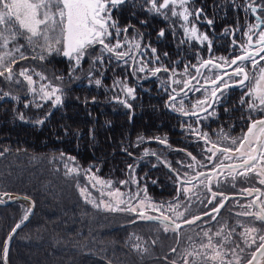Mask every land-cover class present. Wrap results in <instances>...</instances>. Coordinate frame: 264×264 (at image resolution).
Returning <instances> with one entry per match:
<instances>
[{"label": "snow or ice", "instance_id": "6c2138e0", "mask_svg": "<svg viewBox=\"0 0 264 264\" xmlns=\"http://www.w3.org/2000/svg\"><path fill=\"white\" fill-rule=\"evenodd\" d=\"M139 2L143 10L162 18L178 48L194 44L206 46L207 58L201 55L198 48L194 53L197 62L184 63L182 71L164 65L157 49L144 41V33L131 24L121 26L114 17V12L129 3V0H0V82L9 85L25 84V95L31 96V99L23 103L24 108L32 106L39 109L49 102L53 107L63 103L66 77L61 73L53 74V78L49 79L43 71H37L35 66L22 64L25 61L42 65L51 62L53 57H61L68 62L67 79L70 81L81 79L78 73L87 62L88 84L94 83L97 87L102 85L101 77L113 62L117 66L127 67L132 75L148 73L155 77L161 72L170 73L167 87L164 88L168 95L165 107L186 118H194L191 123L187 120L184 123L189 133L203 142L202 159L186 152L191 163L177 161L182 168L191 171L181 173L172 169L167 161H161L175 173L177 187L172 201L154 202L148 197L146 188L143 189V195L141 191L133 192L131 189L121 191L120 187L115 186L116 183L120 186L132 183L139 188V180L130 178L114 182L98 177L91 168L86 170V175L91 188L99 191V203L92 198L87 186L78 185L80 195L86 203L96 208L102 206L108 211L133 215L135 218L130 223L156 222L163 226L164 232L176 234L177 244L184 237L188 246L180 256L182 264H264V63H261L264 61V16H254L255 24L245 25L246 30L241 35L246 39L231 40L234 55L217 57L213 52L212 38L198 27L206 24L211 28L214 21L207 17L204 7H196V0ZM232 2L235 4V0ZM133 6L136 4L133 3ZM258 9L264 11V2L255 6L249 2L244 7V11L253 14ZM140 23L146 25L147 21L141 20ZM130 28L134 33L132 35H129ZM240 31L239 27L235 29V32ZM235 32L229 28L224 29L225 35L235 36ZM165 36L166 29L161 28L157 39ZM163 55L168 57L167 52ZM171 63L179 65L182 61ZM126 78L113 82V88L122 92L125 98L114 95L113 99L131 109L129 99H136V90L125 83ZM231 87L242 90L238 106L244 112L241 119L245 126L235 136L221 129L216 133L217 139L213 140L208 132L201 130V121L214 114V105L220 101L224 90ZM190 92L202 93V97L191 102V107L185 103ZM5 98L20 102L18 95L12 96L0 88V100ZM92 102H96L94 97ZM18 115L21 120L25 118L23 113ZM49 115L51 112L45 114V119ZM36 123L43 124L44 119ZM146 139L171 147L166 138L144 136L137 138L136 146ZM123 150L127 152V149ZM127 154L133 155L131 152ZM144 155L160 160L155 151L145 149ZM61 156L64 154L61 153ZM67 159L75 161V157ZM205 161L212 165L211 168L208 171L198 170L207 167ZM65 168L66 175H79L77 167H69L66 163ZM128 169L134 171L132 165H128ZM238 182L248 185L240 188L236 194L240 199L221 190L224 185L236 189ZM3 196H8V193L0 194V203L5 202ZM230 202L240 210L233 212L227 207ZM193 204L202 206V210L194 213ZM222 210L228 211L229 218L234 219L235 223L221 218ZM152 212L159 215L149 214ZM29 214L30 209L20 223L11 229L0 249L5 262L9 251L8 241L29 219ZM239 217L249 219L242 221ZM185 226L192 229L191 234L186 236L182 231ZM238 227L240 232H237ZM152 243L155 244V241ZM133 248L141 253L148 252V248L139 243L133 245ZM170 251L175 253L177 249L173 247ZM171 264H177V261L173 260Z\"/></svg>", "mask_w": 264, "mask_h": 264}, {"label": "trees", "instance_id": "16d2710c", "mask_svg": "<svg viewBox=\"0 0 264 264\" xmlns=\"http://www.w3.org/2000/svg\"><path fill=\"white\" fill-rule=\"evenodd\" d=\"M249 2L255 6L264 0H235V4L232 0H196V7H204L207 17L214 21L211 28L206 24L198 27L212 38L215 56L234 55L231 40L246 39L241 33L246 30V24H252L249 11H244ZM113 15L121 26L131 24L144 33V41L157 49L160 61L170 68L177 67L182 71L184 63H196L194 53L198 48L202 56H208L206 46L194 44L178 48L162 18L143 10L139 0H129ZM141 20H146L147 24H141ZM237 27L241 29L240 32H235ZM161 28L166 29V36L158 40L157 33ZM225 28L235 32V36L225 35ZM132 34L130 28L129 35ZM165 52L168 57L163 55ZM176 60L182 63H171ZM22 64L35 66L49 79L53 78V74L63 73L66 77L65 94L59 106L53 107L49 102L39 109L32 106L24 108L23 103L31 99L25 95L26 85L0 82L3 91L20 97V102L11 98L0 100V194L8 193V196H3L7 199L27 197L34 206L30 219L8 243L7 263L171 264L176 260L177 264H182L180 256L188 246L184 237L177 244L176 234L164 232L163 226L155 222L138 221L133 224L130 221L135 217L129 213L105 211L87 204L81 199L78 187L87 185L86 170L91 168L102 179L114 182L130 178L139 180V188L132 183L125 186L116 183L115 186L120 187L121 191L131 189L143 194L146 188L152 201H172L177 187L175 173L161 161H167L172 169L181 173L191 171L182 168L177 161L191 163L186 152L202 159L203 142L198 141L197 137L192 138L193 135L186 129L184 122H190V118L165 107L168 95L164 88L167 87L170 73L161 72L155 77L145 78V74L143 77L132 75L127 67L117 66L113 62L101 77L102 85L97 87L94 83L88 84L87 62L78 73L81 79L71 81L67 79L68 62L61 57H53L51 62L42 65L34 61ZM125 77V83L136 90V99H129L131 109L113 99L114 95L125 98L122 92L113 88L115 80ZM93 97L95 103L92 102ZM234 101L231 91L221 96L214 105V114L201 121V130L208 132L212 138L216 130L227 125L229 122L222 117L225 110L221 105H227V114H232ZM48 112L51 115L45 119ZM19 113H23V120L19 118ZM39 119H44V123H36ZM139 136L166 138L171 147L147 139L137 147ZM123 149H127V152ZM145 149L155 151L160 160L151 155L145 156ZM128 152L133 155L129 156ZM67 157H75V161ZM66 163L69 167H77L79 175H66ZM128 165H132L134 171H130ZM208 169L210 166L207 165L200 170ZM241 185L238 182L236 189L224 185L221 190L228 195H236ZM246 186L244 184L243 187ZM227 207L235 209L233 204ZM27 210L29 205L21 203L0 207V249ZM201 210L202 206L192 205L194 213ZM221 218L228 219V222L231 219L226 210L221 211ZM182 231L186 236L191 234L192 229L185 226ZM137 243L147 247L148 252L135 251L133 245ZM173 247L177 249L175 253L170 251Z\"/></svg>", "mask_w": 264, "mask_h": 264}, {"label": "flooded vegetation", "instance_id": "af4514ba", "mask_svg": "<svg viewBox=\"0 0 264 264\" xmlns=\"http://www.w3.org/2000/svg\"><path fill=\"white\" fill-rule=\"evenodd\" d=\"M249 14L252 17V24H255L254 16H264V11H261L260 9H258L257 13L253 14L251 13V11H249ZM253 39L255 40L256 37L254 36ZM261 63H264V61H262ZM228 91H231V94L234 95V99H235L233 109L231 110L232 114H227L228 111H224L222 117L225 118V120L229 123L227 125L225 124L224 126H222L221 128L215 131L212 137L213 140L217 139V136H214V135L218 133L221 129L224 132L228 133L229 135L235 136V135H239L241 133V129L245 126V122L241 119V116L244 115V112L238 106V101L240 99L242 90L239 87H231V88L225 89L224 94L227 93ZM221 106H222V109L224 110L226 108L228 109L227 105L222 104ZM230 118H233L234 120L231 121L229 120ZM236 118L237 120L235 121ZM236 197L240 199L239 195ZM241 202H244V200H242ZM229 204H233V203L230 202ZM244 219H245L244 221H247V219L249 218H244ZM229 220H230L229 223L235 222L234 219H229ZM237 230H240V228L238 227Z\"/></svg>", "mask_w": 264, "mask_h": 264}, {"label": "rangeland", "instance_id": "374dc122", "mask_svg": "<svg viewBox=\"0 0 264 264\" xmlns=\"http://www.w3.org/2000/svg\"><path fill=\"white\" fill-rule=\"evenodd\" d=\"M151 67V66H150ZM202 71H206V70H202ZM229 71H231V69L229 70ZM137 74H139V76H142L143 77V74H145L146 76H147V78H150L151 77V75L150 74H148V73H137ZM208 75H211V73H207ZM225 79H227V77L225 78ZM201 83H203V80L201 81ZM26 91H27V88H26ZM31 97V96H30ZM198 97H202V93L201 92H196V93H189V97L186 99V101H185V103H186V105H188L189 107H191V102H194L195 101V99L196 98H198ZM188 119V118H187ZM191 119V121L189 122V123H191L192 122V120L194 119V118H190ZM187 129V128H186ZM188 130V129H187ZM214 136H216V134L214 135ZM195 138L196 139V137L195 136H192V138ZM202 142V141H201ZM208 166H212L210 163H206ZM201 169V168H200ZM199 168H198V170H200ZM203 169V168H202ZM202 171H205V170H202ZM86 181H87V187L89 188V190L91 191V193H92V198H95L96 200H97V203H99V199H100V197H99V191L97 190V189H92L91 188V185L89 184V180H88V178H87V175H86ZM244 186V184L242 183V185H241V187H243ZM97 188H99V186H97ZM135 192V191H134ZM79 194H80V189H79ZM141 195H143V194H141ZM80 197H81V199L85 202V199H84V197H82L81 195H80ZM105 199H106V197H105ZM244 202H246L245 200H244ZM86 203V202H85ZM87 204H90V205H92L91 203H87ZM23 205H25V204H23ZM25 206H27V205H25ZM93 206V205H92ZM234 206V205H233ZM99 209H101V210H105L102 206L99 208ZM240 209L238 208V207H236L235 208V210H233V212H235V211H239ZM105 211H108V210H105ZM149 214H151V215H159V213H155V212H152V213H149ZM245 217H239L238 219H240V220H242V221H244L245 219H244ZM234 221V220H233ZM235 223V222H234ZM257 226H260V225H257ZM240 231H241V229H240ZM237 232H239V231H237Z\"/></svg>", "mask_w": 264, "mask_h": 264}, {"label": "water", "instance_id": "95a60500", "mask_svg": "<svg viewBox=\"0 0 264 264\" xmlns=\"http://www.w3.org/2000/svg\"><path fill=\"white\" fill-rule=\"evenodd\" d=\"M2 198L4 199L5 202L4 203H0V207H5V206L16 204V203H21V204H25V205L28 204L29 205V209H30V214H29V219H30V217H31V215L33 213V210H34V206H33V203L31 201H29L28 199L22 198V197H13V198H8V199L4 198V197H2ZM27 221H25L22 226H24L27 223ZM17 230H19V229H17ZM8 236H7V238H8ZM7 238H6V240H7ZM8 243H9V241H8ZM1 264H8L7 260L5 262V260H4L3 256H2V252H1Z\"/></svg>", "mask_w": 264, "mask_h": 264}]
</instances>
